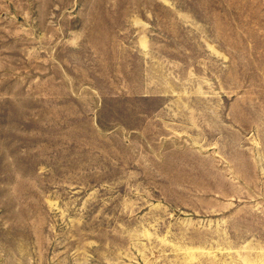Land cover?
<instances>
[{
    "label": "rangeland",
    "instance_id": "1",
    "mask_svg": "<svg viewBox=\"0 0 264 264\" xmlns=\"http://www.w3.org/2000/svg\"><path fill=\"white\" fill-rule=\"evenodd\" d=\"M0 264H264V0H0Z\"/></svg>",
    "mask_w": 264,
    "mask_h": 264
}]
</instances>
